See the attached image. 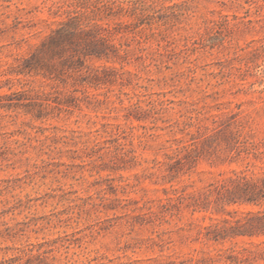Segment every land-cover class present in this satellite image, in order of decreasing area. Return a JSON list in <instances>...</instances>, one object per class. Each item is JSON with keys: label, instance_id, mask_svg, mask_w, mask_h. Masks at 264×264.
<instances>
[{"label": "rangeland", "instance_id": "1", "mask_svg": "<svg viewBox=\"0 0 264 264\" xmlns=\"http://www.w3.org/2000/svg\"><path fill=\"white\" fill-rule=\"evenodd\" d=\"M70 1L0 0V263L264 264L238 253L262 236L205 237L234 210L264 207L222 193L234 171L264 166V0H160L151 24L97 21L111 27V59L81 66L66 52L73 68L56 59L51 79L12 73ZM13 92L21 105L2 107ZM149 99L166 110L147 113ZM228 130L261 155L236 156ZM174 138L194 142L197 161L168 182L154 160ZM171 186L201 207L170 215Z\"/></svg>", "mask_w": 264, "mask_h": 264}, {"label": "trees", "instance_id": "2", "mask_svg": "<svg viewBox=\"0 0 264 264\" xmlns=\"http://www.w3.org/2000/svg\"><path fill=\"white\" fill-rule=\"evenodd\" d=\"M88 1L72 0L65 6H57V11H61L65 18L57 21L56 27L43 38L39 45H36L27 55H21L17 58L16 67L10 71L16 75H41L51 79L53 78L51 74L56 69V59L62 58L66 52L70 56H76L77 62L81 66L87 58L111 59L117 55L114 45L110 42L111 27L109 25L103 26L97 21L128 16L133 17L138 25L151 24L155 20L152 11L154 4L160 0H95L93 5L88 4ZM115 24L119 25L120 23ZM76 46L77 48H75ZM69 61L67 58H62L59 63L67 68H73ZM98 79L100 78L95 76V80ZM87 81L91 82L90 80ZM259 92L264 96V88ZM13 94L16 93L3 95L10 102L3 104L2 107L10 108L21 105L19 102L11 101ZM262 99L264 101V97ZM57 103L66 106L64 109L68 110L69 105L65 104L66 102ZM165 104L163 100L149 99L145 111L152 115L158 114L166 110ZM41 105L42 103H39V106ZM24 106L27 108V112H31L32 104L28 103ZM41 116V112L35 114V117ZM155 120L156 118L153 119V121ZM215 122L213 121V123ZM234 123L235 120L232 121V124ZM230 124L231 122H228L226 126ZM185 125L187 127L191 124L184 123ZM233 134L235 132L229 131V145L230 150L235 149L236 156L240 153H245L246 157L261 155L262 152L256 150L252 145H245L246 140L240 141ZM190 139L193 140V137ZM173 142L176 145L173 148L174 152L172 154L165 153V161L154 160L156 164L165 165V170L169 175L168 182H172L178 174L188 172L197 161V156L192 155L196 149L194 142H184L175 138ZM231 158L234 159L235 157L231 156ZM222 188L226 205L264 206V166L257 171L249 165L238 172L234 171L232 176L226 178V186L222 185ZM164 191L166 197L160 200L161 207L170 215L177 214L184 203L185 207H192V212L201 207L194 195L188 196L192 199L191 202H184L187 197L183 189L179 190L171 186L170 191ZM233 212L234 215L231 216V219H224L223 222L226 225H210L208 228H211V232L205 234V237L214 241L231 240L237 237H264V207L257 211L234 210ZM238 253L244 257V260L240 261H264V241L243 246ZM231 261L237 262L238 260L234 257L231 258Z\"/></svg>", "mask_w": 264, "mask_h": 264}]
</instances>
